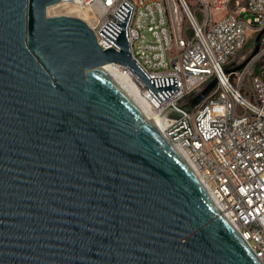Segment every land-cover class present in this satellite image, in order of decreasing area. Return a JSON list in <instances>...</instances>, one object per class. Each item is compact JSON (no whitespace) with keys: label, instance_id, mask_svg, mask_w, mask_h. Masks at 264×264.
Segmentation results:
<instances>
[{"label":"water","instance_id":"water-1","mask_svg":"<svg viewBox=\"0 0 264 264\" xmlns=\"http://www.w3.org/2000/svg\"><path fill=\"white\" fill-rule=\"evenodd\" d=\"M58 3L0 0V264H260L102 67L128 69L158 103L178 90L131 58L132 8L123 2L100 32L118 50H102L81 19L47 17ZM263 34L234 71L258 55Z\"/></svg>","mask_w":264,"mask_h":264},{"label":"built area","instance_id":"built-area-1","mask_svg":"<svg viewBox=\"0 0 264 264\" xmlns=\"http://www.w3.org/2000/svg\"><path fill=\"white\" fill-rule=\"evenodd\" d=\"M194 1L59 0L55 6L83 17L102 50H118L100 32L109 21L118 23L113 15L123 2L132 8L126 28L131 58L149 79L176 78L178 85L160 103L136 80L138 93L155 110L181 113L164 116L162 134L264 264V81L248 72L252 60L234 71L248 38L264 28V0ZM213 79L203 102L182 112Z\"/></svg>","mask_w":264,"mask_h":264},{"label":"bare ground","instance_id":"bare-ground-1","mask_svg":"<svg viewBox=\"0 0 264 264\" xmlns=\"http://www.w3.org/2000/svg\"><path fill=\"white\" fill-rule=\"evenodd\" d=\"M54 7H57V6H54ZM48 10L49 8H47L46 14L49 17ZM74 17L81 19L83 22L89 25L88 22L83 17L81 16H74ZM102 67H106L110 71V73L118 80L122 88L130 96V98L143 110V112L145 113L147 117V120H145V122L150 121L162 133L165 127V121H166L165 117L162 112L153 109L152 106H149L148 103L142 99V97L137 91V82L133 74L128 69L122 66L116 65V64H107ZM184 163L186 164L188 169L192 172V174L196 177L194 170L187 164L186 161H184Z\"/></svg>","mask_w":264,"mask_h":264},{"label":"rangeland","instance_id":"rangeland-1","mask_svg":"<svg viewBox=\"0 0 264 264\" xmlns=\"http://www.w3.org/2000/svg\"><path fill=\"white\" fill-rule=\"evenodd\" d=\"M188 1H190L192 4H195L194 0H188ZM48 14H49V17L51 16H72V17L76 16L75 13L67 12L63 10L61 7H54V6L49 7ZM218 15L219 14H216L215 16L217 17ZM255 36L256 34L248 38L239 56L241 57V62L244 59H246L250 55V53L253 51ZM250 65L251 67L249 68L248 72L258 75L264 81V34L261 38L258 55L254 58V60L250 62ZM244 79L246 80L247 76H245Z\"/></svg>","mask_w":264,"mask_h":264}]
</instances>
